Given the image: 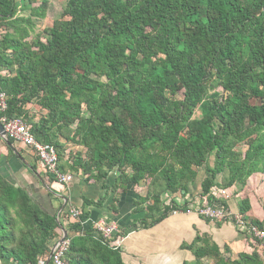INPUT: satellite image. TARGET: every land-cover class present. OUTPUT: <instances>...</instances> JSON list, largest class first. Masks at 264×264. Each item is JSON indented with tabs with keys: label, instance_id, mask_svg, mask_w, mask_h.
<instances>
[{
	"label": "trees",
	"instance_id": "1",
	"mask_svg": "<svg viewBox=\"0 0 264 264\" xmlns=\"http://www.w3.org/2000/svg\"><path fill=\"white\" fill-rule=\"evenodd\" d=\"M16 2L0 0V26L11 31L0 39V71L6 72L0 93L7 106L0 120L22 119L35 140L56 153L75 125L72 139L89 162L75 161L69 169L81 170L86 181L116 171L111 190L122 192L159 182L161 192L144 197L148 209L136 201L143 217L135 228L186 213V204H165L162 196L186 193L204 166L201 197L209 204L215 202L212 188L244 185L264 174V0H65L66 20L44 31L45 42L27 39L30 18L44 17L46 0L25 20L17 18ZM7 144L11 154L18 150L11 140ZM7 179L0 173V264H52L40 261L59 236L57 218L67 221L71 235L66 262L124 264L110 241L83 228L87 212L77 220L50 215ZM100 204L84 200L83 207ZM248 209L247 201L239 204L243 219ZM181 248L192 252L190 264H204V258L263 264L256 253L231 261L202 237Z\"/></svg>",
	"mask_w": 264,
	"mask_h": 264
},
{
	"label": "crops",
	"instance_id": "2",
	"mask_svg": "<svg viewBox=\"0 0 264 264\" xmlns=\"http://www.w3.org/2000/svg\"><path fill=\"white\" fill-rule=\"evenodd\" d=\"M26 108H30V105ZM16 149H18L15 150L16 154H11L6 144L0 140V173L23 188L50 215L57 214L58 216L62 212L68 214L70 210L75 209L87 212L88 219L83 225L85 230L93 229L100 222L115 224L119 233L124 232L125 234L117 241L124 264H190L195 258L191 251L181 246L190 245L197 237L206 238L225 258L231 261L239 260L241 254L256 253L264 264V241H259L248 233L237 230L232 223L210 222L196 215L195 208L201 201V183L208 177L202 168L197 171L193 183L188 185L186 193L178 192L162 196L165 204H169L170 201L179 206L186 204V213H172L154 227L137 229L135 227L139 226L143 214L135 212L136 201L140 195L135 193V190L141 184L136 187L128 186L125 192L120 189L112 191L111 188L116 182L114 173H109L104 180L95 182L86 181L85 176L79 171L78 176H72L73 181L68 186H60L47 182L46 177H43L45 174L30 151L19 147ZM33 166L36 171L32 170ZM216 182H220V176L217 177ZM102 185L108 190H104ZM225 190L227 195L224 201L225 206L233 214L242 217L239 213V204L247 201L249 209L243 214L244 221L252 225H263V173H255L247 179L244 185L236 183ZM258 193L261 198L257 196ZM84 200L93 203L101 201V204L99 207H83ZM113 207L117 210L116 213L113 212ZM57 221L62 227L59 236L50 243L49 253L54 242L62 237L63 231L66 232L64 228L66 220L58 218ZM67 236L71 237L69 233ZM48 257L49 255L40 262L48 263ZM202 262L215 264V261L210 258H204Z\"/></svg>",
	"mask_w": 264,
	"mask_h": 264
},
{
	"label": "built area",
	"instance_id": "3",
	"mask_svg": "<svg viewBox=\"0 0 264 264\" xmlns=\"http://www.w3.org/2000/svg\"><path fill=\"white\" fill-rule=\"evenodd\" d=\"M0 76H6V72L0 71ZM6 109L5 95L0 93V114H4ZM0 124L3 127L5 139L11 140L16 147L30 151L36 157L38 165L43 173L53 179L56 184L60 186H68L73 181V177L70 174L60 173L56 150L49 145L39 144L31 133L30 126L22 119H7L3 116L0 120ZM210 196L215 202L209 204L206 197H201V201H199L195 208L197 216L210 222L232 223L237 230L246 232L259 241H264V222L261 227H258L244 221V219L238 214H233L225 206L224 201L227 199L226 190L214 187L210 191ZM80 214L81 211L76 209L68 212L70 220H77ZM93 230L97 235H100L104 241H110V245L113 248H119L117 241L120 239L113 240L114 236L119 233L115 224L100 222L94 226ZM61 238L54 242L49 253L51 254L50 261L52 264H69L64 260V255L69 246V237L66 236V238L60 241Z\"/></svg>",
	"mask_w": 264,
	"mask_h": 264
},
{
	"label": "rangeland",
	"instance_id": "4",
	"mask_svg": "<svg viewBox=\"0 0 264 264\" xmlns=\"http://www.w3.org/2000/svg\"><path fill=\"white\" fill-rule=\"evenodd\" d=\"M41 5V0H17L16 2V7L18 10L17 13V18L18 19H28L30 16V10L34 9V8H40ZM65 9V0H46V5H45V13H44V17L43 18H30V21L33 25L32 31H30V37L27 39L28 42H32V40H39L42 42H45L48 37L45 34V30L49 29L50 27H52V25L60 20H66V18L62 17L63 11ZM7 32H11L8 29L2 28V26H0V39L1 36H3L5 33ZM181 96L179 95L177 97V99H180ZM256 103V102H254ZM33 110H31V113L37 115V109L36 108H32ZM88 117V114L86 112V110L83 108L80 112V118L85 119ZM194 119H199L200 118V111L197 110L196 113L193 116ZM71 131L69 133V140H66L65 138H60L59 139V144L61 145V147L59 148V150H57V155L59 156V160H60V165L59 166H63V170L60 171V173L62 174H67V172L69 171L68 174H70L73 177L78 176V172H72L70 171L69 167L72 165L73 162L75 161H80L81 163H88L89 162V156L87 154L86 149H84L82 146L78 145L76 143V138L74 137L72 139V131L75 128V125H73L72 127H70ZM241 151L244 149L243 146H241L240 148ZM237 149V150H238ZM66 163V165H65ZM209 164H212V159L209 160ZM202 170H205V166L204 168L202 167ZM81 171V170H80ZM94 172V170L92 171ZM110 173H114L115 175V180L118 179V175L119 173H117L116 171L110 172ZM86 178V177H85ZM7 179V178H6ZM8 181V179H7ZM161 186L160 183H151V185L148 186H144V184L141 186H138L137 190H135V193H137L139 195L140 201H138V208L140 209H148L147 207H149V204H147V202H149V199L144 198L147 194V197L152 196L154 194V192H161ZM153 191V193H152ZM259 198H261V195L258 193ZM147 200V201H145ZM163 201H165L163 199ZM161 202L163 205L161 207V210L163 208H165L164 202ZM182 205V204H181ZM194 212V211H192ZM162 213V212H161ZM160 213V214H161ZM160 214H158V216H160ZM154 218L157 217L156 215L153 216Z\"/></svg>",
	"mask_w": 264,
	"mask_h": 264
},
{
	"label": "water",
	"instance_id": "5",
	"mask_svg": "<svg viewBox=\"0 0 264 264\" xmlns=\"http://www.w3.org/2000/svg\"><path fill=\"white\" fill-rule=\"evenodd\" d=\"M0 140H1L4 144H6V146H8V144H7V140L5 139V133H4V131H3V127H2L1 124H0ZM12 150H13V153L16 154L15 150H14V149H12ZM66 236H67V233H66L65 231H63V235H62V238H61L60 241H62L64 238H66ZM50 258H51V254H49L48 261L50 260Z\"/></svg>",
	"mask_w": 264,
	"mask_h": 264
}]
</instances>
